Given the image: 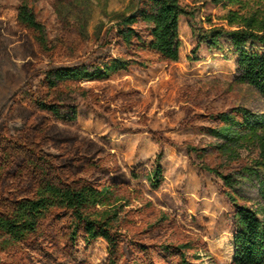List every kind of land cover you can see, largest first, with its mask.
<instances>
[{"label":"rangeland","instance_id":"obj_1","mask_svg":"<svg viewBox=\"0 0 264 264\" xmlns=\"http://www.w3.org/2000/svg\"><path fill=\"white\" fill-rule=\"evenodd\" d=\"M20 2L0 0V147L6 137L37 143L58 163L71 166L75 177L117 187L131 203L120 224L128 240L147 244L191 240L200 249L206 247L218 264H233L234 207L224 194L223 179L201 166L243 178L241 173L259 157L257 146L250 144L238 155L223 153L217 147L221 140L211 132L219 125L212 117L237 107L264 112V96L240 80L229 39H222L220 51L203 43L194 56L197 39L191 18L183 16L180 60L161 62L149 49H127L109 33L113 13L132 12L134 0H30L53 47L45 54L18 26ZM182 2L196 25L204 28L236 29L238 24L230 25L227 19L230 13L243 16L264 9V0ZM109 55L139 64L134 62L105 81L62 86L63 102L77 107L76 123L55 121L33 108L30 95L44 89L45 71L82 65L93 70ZM158 165L163 176L156 188L149 176ZM14 174L9 182L0 180V188L13 183L28 194L30 181L15 182ZM251 179L246 176L237 189L239 203L258 208L260 196ZM46 235L48 240L21 245L0 240V264L107 262L103 239L86 244L80 238L73 250L58 231Z\"/></svg>","mask_w":264,"mask_h":264},{"label":"trees","instance_id":"obj_2","mask_svg":"<svg viewBox=\"0 0 264 264\" xmlns=\"http://www.w3.org/2000/svg\"><path fill=\"white\" fill-rule=\"evenodd\" d=\"M134 1L136 6L132 12L113 13L114 24L109 31L125 48L136 52L149 49L161 62H178L180 20L187 16L191 18L189 24L197 39L194 56L198 55L203 43L211 50H222V39L227 37L231 50L238 58L240 80L264 96V52L261 51L264 50V9L260 13L253 11L243 16L230 13L232 16L227 19L230 25L238 24L236 29L204 28L196 25L193 13L182 0ZM211 1L239 4L244 0ZM17 23L32 35L43 53L49 54L53 50L47 28L38 18L30 0H21L18 5ZM134 62L139 64V61L124 56L109 55L93 70L87 65L47 70L44 72V89L30 95L31 105L38 112L49 114L55 121L76 123L77 107L63 102L62 86L84 80H108L112 74L130 69ZM141 64L145 66L144 62ZM212 119L219 123L211 132L221 140L217 147L223 153L238 155V151L250 147V144L256 145L259 150V157L253 165L241 173L242 179L225 175L209 166L203 165L201 169L216 172L223 179L226 186L224 194L233 204L236 223L233 264H264V112L237 107ZM21 159L23 163L19 165ZM12 172H15V182L30 181L32 189L24 195V189L14 187L13 183L10 188H0V240L21 245L29 240H48L47 232L58 231L73 250H76L80 238L86 244L97 239L105 240L108 249L106 264H218L206 247L200 249L191 240L148 244L128 240V234L120 224L122 214L131 204L129 199L119 194L113 185L101 186L75 177L71 166L58 163L37 143L12 137L2 141L0 180L9 182ZM133 176L139 177V174L134 172ZM162 176L163 168L158 165L149 176L156 188L160 186ZM246 176L251 177L258 188V208L239 203L237 189L244 184ZM127 251L130 252L129 258Z\"/></svg>","mask_w":264,"mask_h":264}]
</instances>
